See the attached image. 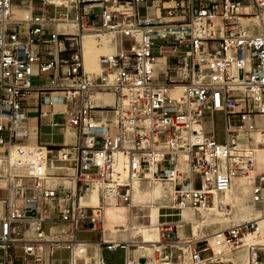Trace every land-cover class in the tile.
<instances>
[{"label": "built area", "instance_id": "1", "mask_svg": "<svg viewBox=\"0 0 264 264\" xmlns=\"http://www.w3.org/2000/svg\"><path fill=\"white\" fill-rule=\"evenodd\" d=\"M63 1L0 0V185L7 191L0 198V250L21 244L26 254L35 255L42 242L57 243L70 251L67 264H91L86 243L48 237V207L55 205L61 221L76 230L104 232L107 200L133 207L132 183L148 181L150 172L157 181L175 184L171 209L181 210L210 206L215 192H225L235 176L254 167L255 146L264 147V0ZM25 4L43 12L15 16L14 7ZM62 21L76 32L60 28ZM86 31L99 42L109 38L115 47L101 56L102 69L93 78L85 68ZM42 44L54 46L49 53L54 51V59L44 60ZM44 73L53 77L51 83L34 85V77ZM95 90L112 92L114 103L97 105ZM32 91L63 94L65 108L56 109L52 96L44 103L54 113L68 114L78 130L74 145L57 153L43 144L27 146L31 126L22 102ZM98 112L111 116L99 118ZM209 113L219 117L210 126ZM220 117L222 132L215 126ZM242 131L258 132L256 144L251 136L241 144ZM120 153L124 176L117 169ZM55 157L71 164L73 185L52 183L48 169ZM96 185L101 203L84 204ZM253 201L264 208V173L255 176ZM113 231L120 233L117 226ZM163 231L172 236L153 246L159 260L196 263L239 248L246 233L259 231V223L216 231L217 252L209 236ZM131 241L102 244L110 251L138 249ZM80 247L83 256L76 255ZM149 259L140 253L126 264ZM249 260L264 264V244L249 247ZM106 263L98 257L93 264Z\"/></svg>", "mask_w": 264, "mask_h": 264}, {"label": "bare ground", "instance_id": "2", "mask_svg": "<svg viewBox=\"0 0 264 264\" xmlns=\"http://www.w3.org/2000/svg\"><path fill=\"white\" fill-rule=\"evenodd\" d=\"M57 3L61 4H66L65 1L63 0H56ZM19 9H24L23 7H14V13L15 16H20V13L17 12ZM68 22H60V28L65 29V31H68L69 33L75 32L73 27L70 26L69 28ZM91 37H94L96 39V36L94 33L86 31L83 34V46H84V58H85V68L87 72L90 75V78L95 77V72H100L102 67L100 64V68L97 66L93 67L90 62L86 61V55H91L92 51L94 49V41L91 39ZM85 38H88L87 41L85 42ZM103 39H109V38H103ZM102 39V40H103ZM97 40V39H96ZM106 46H111L113 45L112 41L109 39V41L105 42ZM107 49V48H106ZM111 51H108L106 54H111L114 52L115 47L113 49H110ZM107 51V50H106ZM100 55V59H101ZM98 70V71H97ZM106 94L113 95L114 100L115 96L112 92H104V93H98L95 95V98H103V101L107 105H112L113 103L111 101L110 97H102ZM100 95V96H98ZM45 98V97H44ZM52 103L56 106V109H61L65 108L66 104L63 103V94L62 93H53L52 98L50 99ZM100 103L99 101H97ZM47 106V105H45ZM45 110H47L45 108ZM99 130H103L104 128L99 125ZM71 127V126H68ZM74 129L73 127H71ZM76 132V131H75ZM33 139L36 140V133H32ZM253 138V144H256V139L258 137V132H252V133H247V132H240L239 135V141L241 144H246L249 141V137ZM76 139V136H75ZM75 142V141H74ZM29 148H34L30 147L27 145ZM180 161H183V156L180 157ZM263 167V168H262ZM117 169L122 173L124 176L126 174L125 170V155L123 153H120L117 155ZM154 170V168H152ZM1 172V169H0ZM258 173H264V147H256L255 146V152H254V167L250 169L249 173L246 175H240V176H235L232 180V184L228 190L225 192H215L214 195V203L211 204L210 206L206 208H200L202 209H208L209 213L204 216L203 218L197 217L195 213L193 212L192 208L190 205H186L181 209V224H191V236H186L187 238L193 237L194 235H199V229L202 228L203 226L205 227L206 225L214 224V223H222L224 225L229 224L232 222V217L229 216L231 214V211L228 213L226 210L230 207L236 209V214L234 215L235 221H240L242 222H248V221H254L257 220L259 223V231L255 232H248L246 233L244 239H243V244L240 246H251L254 244H264V241H262L261 238V233L264 234V227L262 223L264 222V208H262L259 204H256L253 201V185H254V179L256 174ZM150 179L146 182L140 181V180H135L132 183L133 189H132V206L133 207H128V206H117L116 202L113 197L107 200V203L105 204V208L107 209L108 207H116V208H128V209H135L138 207L141 208H149V218H151V224L149 225H144V224H139L136 219L133 221V226H132V236L137 237L140 236L142 240H134L131 241L130 238L127 240H123L125 242L131 241L134 246H138V251L150 258H153L155 256L154 254V245L155 247H158V243L162 239V233H161V226L159 224V208L160 206H167V205H175V200H176V187L174 183L167 182V183H162L160 181H157L156 179L152 178V172L149 173ZM56 180V179H55ZM152 182V183H150ZM150 184L143 186V188L140 184ZM167 185V186H165ZM94 189H97L93 195H92V201L95 202L96 205L101 203V196H100V190L99 187L96 185L92 189V192ZM114 201V203H110V201ZM84 201V200H83ZM251 201V204L249 203ZM89 206H94V205H89ZM256 208H259V212H262L263 216H256L255 214L258 213V210ZM262 208V209H261ZM233 212V210H232ZM1 217L4 214V209L2 207L1 209ZM206 213V212H205ZM145 214V213H144ZM204 214V213H203ZM232 215V216H233ZM234 221V220H233ZM240 224V223H238ZM205 230V229H204ZM215 233V232H214ZM182 234V233H181ZM184 236V234H182ZM213 239V238H212ZM210 238V240H212ZM239 247V248H240ZM44 248V247H42ZM238 249V248H237ZM236 250V249H235ZM228 251H234V250H228ZM49 251H45V261L44 264H48L49 262ZM78 256H83V249L80 247L77 250ZM218 258V257H217ZM155 259V258H154ZM221 260V257L218 258ZM244 257L241 255L238 258L235 259L234 263L235 264H247L244 262ZM150 259L146 264H166L169 261H161L159 262L158 259H155L156 262L150 263ZM171 263V262H170ZM199 262L196 263H190V264H199ZM131 264V263H130ZM137 264H144L141 262H138Z\"/></svg>", "mask_w": 264, "mask_h": 264}, {"label": "crops", "instance_id": "3", "mask_svg": "<svg viewBox=\"0 0 264 264\" xmlns=\"http://www.w3.org/2000/svg\"><path fill=\"white\" fill-rule=\"evenodd\" d=\"M24 9H19L17 10V12L20 13V16H22L24 14L25 11H30L33 14H40L41 12H43L42 8L38 5H28L25 4L24 5ZM47 12L52 13L53 9L49 8L46 10ZM54 46L52 44H42L40 45V49L43 55L44 60H50V59H54L55 58V53L54 51H52L53 55H49V53L51 52V50H53ZM100 73V72H99ZM99 73H97L96 75H98ZM53 77L50 76L49 73H44L41 74L40 76H36L34 77L33 83L36 86H40V85H49L52 81ZM53 93H60V92H53ZM49 91H32L30 92L26 97L25 100L22 102V106L26 109L28 117H29V125L31 126V134L30 137L28 138V144L29 146H33L37 144H43V145H47L49 149H52L54 151V153H57L59 150L66 148L68 146L74 145L75 142L77 141V136H78V130L74 128V130L76 131V139L74 138L75 142H72L73 140V135L68 133V126H70L69 122H68V114H60V113H54L51 109L52 107L50 105L45 106L46 104L44 103V100L46 98V96H52L50 94H53ZM96 94H93V97H95ZM45 97V98H44ZM99 100L101 103H104L103 98H95V101ZM45 108L47 110H45ZM76 105H69L68 109L71 111L75 110ZM42 111H47L46 114H43ZM107 114L108 116H111V113H101L98 112L97 113V117H101L103 115ZM48 127L50 128V132H49V139L48 140H43L42 136H43V128L44 127ZM55 130H57L56 132L60 133L62 135V139L61 140H56L54 138V134L56 133ZM35 132L36 133V140L33 139L32 133ZM60 163V164H57ZM70 163L62 161L58 158H53L50 161V168L48 169V171L50 172V174L52 175L53 179V184H58V185H67V186H71L73 185V180L71 175L73 174V170L70 167ZM68 174L70 175V177H66L65 175ZM56 179V180H55ZM152 183V182H150ZM142 187L143 186H150V184H140ZM145 188V187H143ZM0 191L5 192V195L7 194V191L3 188H1L0 185ZM98 191L97 189H94L93 193H90L87 195V199L84 200V204L86 205H96L95 202L92 201V195ZM4 196H0V198H3ZM110 203H114L113 199L112 201H110ZM172 205H165V206H160L159 208V224L161 226V233H162V239L161 241L164 239V237H171L172 236V232H164L163 230H166L167 228H172L176 231V234L179 236H183L182 234H184V236H190V234L187 232H185V228L183 227L184 225L181 224V221H172L169 217L170 216H174L175 214L170 213L169 211H167V209H171ZM108 208H113V209H119V210H125L128 211V216L127 219L125 221H122L120 223L114 224L117 226V229L120 231L119 234H117L116 232H113V230H108L106 225L110 224L111 221L109 218H105V231L102 232L101 230H95V229H89V230H76L73 228V226L70 223H66V222H62L61 221V217L58 213V209L55 205H53L52 207H48L45 211H46V222L44 223V225L46 223H51V224H55V225H62L63 229L61 232L55 233V234H50L47 233L48 237L51 240H57V241H61V242H65L68 241L70 239H76L79 241H82L84 243H86V247H87V255L90 259V263L93 264L94 261L98 258V257H102L103 259L106 260V264H126L127 259L129 257H137L139 256L140 252L138 251V249L135 248H131L128 251L124 250V249H116L114 251H110L108 250L106 247L103 246L102 242L103 240H115L116 238H120L121 240H127L128 238H133L134 236H132V224L133 221L136 219V221L139 224H144V225H149L151 224V218H149V208H135V209H128V208H116V207H108ZM107 208V209H108ZM1 209H2V205L0 203V217L2 215L1 213ZM106 209V211H107ZM141 209H146L148 210L147 213H141L140 210ZM165 210V211H164ZM181 216V213L179 212V214ZM180 227V229H179ZM169 230V229H168ZM78 232H87V233H96V237L94 239H89V240H80L77 238V233ZM182 233V234H181ZM114 236V237H113ZM136 240H142V238L140 236L134 237ZM160 241V242H161ZM48 247L50 248V254H49V260H50V264H56L55 263V254L58 251H65L67 253V257L66 258H62L58 261V264H67L69 261V253L70 251L67 249H64L62 247H59L57 243H49ZM122 250L124 252V256H123V260L122 262L116 263V257H115V253L117 251ZM1 253H3L2 250H0ZM179 257L174 258L171 263L167 262L166 264H179ZM199 264H235L234 260L232 259H221L219 260L217 257L212 258V259H203L200 261Z\"/></svg>", "mask_w": 264, "mask_h": 264}, {"label": "rangeland", "instance_id": "4", "mask_svg": "<svg viewBox=\"0 0 264 264\" xmlns=\"http://www.w3.org/2000/svg\"><path fill=\"white\" fill-rule=\"evenodd\" d=\"M22 16H17V17L20 18ZM70 26L73 27L74 29H72V30H75V32H76L75 27L73 25H69V28H70ZM87 39L88 38H85V42L87 41ZM91 39H93V41H94V49H93L91 55L85 56L86 61L90 62L93 67L97 66L98 68H100V55L106 54L108 51H111L110 49H113L114 45H111L108 47L106 46L105 42L109 41V39H103L100 42L98 40H96L94 37H91ZM97 73H99V72H95V76ZM104 92H109V91L95 90L93 94L104 93ZM98 96H100V95H98ZM106 96L110 97L111 101L113 103V100H114L113 95L106 94L102 97H106ZM93 98H95V97H93ZM97 101H99V100H96L97 105L102 104L100 101H99L100 103H98ZM218 119H219L218 115L213 114V113H209L208 114V120H209L210 124L208 123L207 125L210 126L212 124V120H215V122H218ZM215 126H216L217 131H220V132L223 131V118L222 117H220V122L217 123ZM209 129H212V128L209 127ZM50 131H51L50 128H48L46 126L43 128V136H42L43 140L46 141L49 139L48 135H49ZM56 131L57 130H55V132ZM68 133L73 135L72 142H74V138L76 136L75 130L72 129L71 127H69ZM54 135H55L54 138L56 140L62 139V135L60 133L56 132ZM30 147H36V145L30 146ZM57 164H60V163L57 162ZM165 186H167V185H165ZM4 195H5V192L0 191V196H4ZM249 203L251 204V201ZM191 208H192L193 212L195 213V215L197 217H199V219L201 217L203 218L204 216H206L209 213L208 209H206V210L202 209L201 210V209H196L193 206H191ZM256 209L258 210V213L255 214V217L256 216H263V215H261L263 213L259 212L260 211L259 208H256ZM232 210H233V212H232ZM167 211L175 214L174 216L169 217L172 221H175V220L181 221L182 220L181 216L177 215V214H179V212L181 210L167 209ZM230 211H231V214H229V216H231L234 221L232 220L231 223L226 224V225L218 222V223L210 224L208 226L206 225L205 227L203 226L202 228L199 229L198 237L209 236V238L212 239L214 232L228 228V227L236 225L238 223H241L240 221H237V220L235 221V219H234V215L237 212L236 209L230 207L226 210V212H228V213ZM140 212L141 213H147L148 210L141 209ZM127 216H128V211L108 208L106 211V217L110 219L111 223L106 225L107 229L108 230H114V226H116L114 224L125 221L127 219ZM183 225H184L183 227L186 229L185 232L188 231V233L190 234L191 233V224L184 223ZM262 225L264 227V222L262 223ZM62 229H63L62 225H55V224H51V223H46L44 225V230L50 234H55V233L61 232ZM179 229H180V227H179ZM190 236H191V234H190ZM95 237H96V233H87V232H78L77 233V238L80 240H89V239H94ZM190 238H194V237H190ZM261 238H262V241H264V234L263 233H261ZM211 243L213 244V239L211 240ZM213 246H214V250L217 252L218 248L214 244H213ZM39 247H40V249H36L35 255H29V254L25 253V247L23 245L15 244L14 246L7 248L6 250H3V253L0 252V264H44L45 251H49L48 254H50V248L48 247L47 242H42V244ZM42 247H44V248H42ZM241 255L244 257V259H243L244 262H246L247 264H251L250 260H249V246H242V247H240L234 251H227L224 254H222L221 256H218V258L219 257H221V259H228L229 258V259H232L235 261V259ZM123 256H124V252L122 250L117 251L115 253L116 263L122 262ZM54 257H55V263L58 264V261L60 259H62V258L64 259L67 257V253L65 251H58V252H56ZM154 258L158 259V261L161 262V260H159L158 257L154 256L153 258H150V260H151L150 263L156 262ZM178 261H179V264H190V262L188 260L181 261V259H179ZM48 264H49V262H48Z\"/></svg>", "mask_w": 264, "mask_h": 264}, {"label": "water", "instance_id": "5", "mask_svg": "<svg viewBox=\"0 0 264 264\" xmlns=\"http://www.w3.org/2000/svg\"><path fill=\"white\" fill-rule=\"evenodd\" d=\"M142 261H144V259H142Z\"/></svg>", "mask_w": 264, "mask_h": 264}]
</instances>
